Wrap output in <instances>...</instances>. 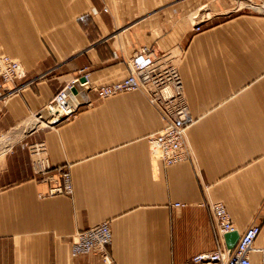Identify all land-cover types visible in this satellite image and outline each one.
Wrapping results in <instances>:
<instances>
[{
	"label": "crops",
	"instance_id": "1",
	"mask_svg": "<svg viewBox=\"0 0 264 264\" xmlns=\"http://www.w3.org/2000/svg\"><path fill=\"white\" fill-rule=\"evenodd\" d=\"M198 1L0 0V54L34 79L7 97L0 91V264H104L98 250L72 257L69 240L105 220L111 264H181L216 248L215 201L237 231L260 225L254 247L264 248V13L197 30L187 8ZM143 46L180 73L190 160L165 166L151 156L147 136L163 122L143 92L97 96L127 76ZM79 76L74 116L32 128L30 115ZM38 143L45 172L32 165ZM58 165L72 193L40 197ZM251 258L259 264V252Z\"/></svg>",
	"mask_w": 264,
	"mask_h": 264
},
{
	"label": "built area",
	"instance_id": "2",
	"mask_svg": "<svg viewBox=\"0 0 264 264\" xmlns=\"http://www.w3.org/2000/svg\"><path fill=\"white\" fill-rule=\"evenodd\" d=\"M107 10V9H105ZM264 13V10L261 11ZM199 24L195 29H199ZM128 74L120 81L95 88L99 98H107L126 91L143 92L149 103L155 106L163 127L147 136L151 156L162 161L165 166L190 160L191 149L187 141L186 130L193 122L189 114L183 83L178 69L169 61L166 53L156 52L143 46L136 50L127 60ZM85 69H82L84 71ZM82 74L81 76H85ZM71 79L60 88L52 98L38 111L49 115L45 126L69 120L74 116L79 105L72 103L71 89L79 78ZM21 62L0 54V91L2 97H7L20 90L22 85L32 82ZM85 82V81H84ZM83 83V82H81ZM32 165L35 172H45L51 167L47 163L42 143L30 147ZM58 178L40 197L71 194L72 185L70 172L65 166H56ZM60 181V182H59ZM173 205L179 206L180 203ZM209 209L218 240L212 251L194 254L181 264H252L251 255L259 252V264H264V248L256 249L254 242L260 233V225L252 223L243 231H237L230 214L221 201L209 202ZM237 232L238 237L232 247H228L224 236ZM112 240V230L109 220L102 221L85 230L76 231L69 240L70 255L78 257L98 250L104 264H111L107 246Z\"/></svg>",
	"mask_w": 264,
	"mask_h": 264
},
{
	"label": "rangeland",
	"instance_id": "3",
	"mask_svg": "<svg viewBox=\"0 0 264 264\" xmlns=\"http://www.w3.org/2000/svg\"><path fill=\"white\" fill-rule=\"evenodd\" d=\"M219 1L208 0L200 2L199 0L197 3L189 4L187 11L190 13V17L192 16L193 19L197 20L198 24H203L220 17L231 16L235 13H258L264 10V2L261 0H230L232 2L230 7L223 6ZM257 5H262L263 7L256 9Z\"/></svg>",
	"mask_w": 264,
	"mask_h": 264
},
{
	"label": "bare ground",
	"instance_id": "4",
	"mask_svg": "<svg viewBox=\"0 0 264 264\" xmlns=\"http://www.w3.org/2000/svg\"><path fill=\"white\" fill-rule=\"evenodd\" d=\"M81 85V84H80ZM184 92V91H183ZM77 94V93H76ZM75 94V95H76ZM72 97H75L74 95L72 96ZM76 99V98H75ZM75 99L74 98H72V103H74L75 104ZM187 103V102H186ZM30 119H32V121H36V122H33L34 124V126L32 127V128H34V127H37V126H44V124L45 123H47V121H48V119H49V115L47 114V113H45L44 111H36V112H34V113H32L31 115H30ZM31 129V128H30ZM187 136V135H186ZM191 151V150H190ZM179 163H181V162H179ZM176 164H178V163H176Z\"/></svg>",
	"mask_w": 264,
	"mask_h": 264
},
{
	"label": "water",
	"instance_id": "5",
	"mask_svg": "<svg viewBox=\"0 0 264 264\" xmlns=\"http://www.w3.org/2000/svg\"><path fill=\"white\" fill-rule=\"evenodd\" d=\"M79 81H80V82H84V81H85V78H84V77H80V78H79ZM71 91H72L73 94H76V93H77V89H76V87H73V88L71 89ZM237 237H238V233H237V232H232V233H228V234H226V235L224 236V238H225V241H226L227 246H228V247H232V246L234 245V243H235Z\"/></svg>",
	"mask_w": 264,
	"mask_h": 264
}]
</instances>
